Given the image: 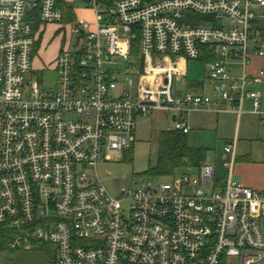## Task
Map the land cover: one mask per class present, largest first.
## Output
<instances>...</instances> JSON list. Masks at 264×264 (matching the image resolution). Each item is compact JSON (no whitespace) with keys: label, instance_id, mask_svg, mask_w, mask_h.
Masks as SVG:
<instances>
[{"label":"built area","instance_id":"2783aa9c","mask_svg":"<svg viewBox=\"0 0 264 264\" xmlns=\"http://www.w3.org/2000/svg\"><path fill=\"white\" fill-rule=\"evenodd\" d=\"M62 2L0 0V232L11 234L9 249L51 245L55 264H264V191L234 181L236 141L223 150L224 179L202 162L114 197L96 169L131 147L140 117L180 115L174 130L187 134L184 114L216 106L180 93L182 61L215 56L204 65L214 92L238 114L249 98L264 117L248 90L264 71L246 72L250 44L264 57V0H83L93 18L75 20L78 45L38 69L35 45L45 27L64 24ZM44 69L53 84L36 79Z\"/></svg>","mask_w":264,"mask_h":264},{"label":"rangeland","instance_id":"374dc122","mask_svg":"<svg viewBox=\"0 0 264 264\" xmlns=\"http://www.w3.org/2000/svg\"><path fill=\"white\" fill-rule=\"evenodd\" d=\"M67 5L73 9L74 20L70 26L64 23L62 26H47L38 37V50L36 55L37 68L43 65L48 66L54 62L57 52L67 45H78L79 40L75 33L76 24L74 22L83 20L91 22L92 11L86 9L83 0H67ZM76 20V21H75ZM74 30V31H73ZM260 37V35H258ZM187 77L180 78L182 81V91L187 90V84L204 80V66L199 61H189L187 63ZM36 79L44 85H51L56 80V74L45 69L36 72ZM195 89L190 91L194 92ZM169 112H155L149 117H140L137 120V130L135 141L131 145L129 152H124L120 156H115L111 161H105L97 165V174L106 189L114 197H119L122 188H129L132 185L156 184L171 181L169 178H155L148 176V171L158 165L159 161V134L171 130L173 123L169 118ZM192 135L188 136V141L192 147H198V141H191ZM213 150L207 153V161H213ZM219 174V168L217 167ZM188 172L181 169L177 171L176 177ZM54 255V256H53ZM55 259V250L51 245H42L40 248L33 247L29 251L23 249H5L0 253V264H52Z\"/></svg>","mask_w":264,"mask_h":264},{"label":"crops","instance_id":"0c3cea01","mask_svg":"<svg viewBox=\"0 0 264 264\" xmlns=\"http://www.w3.org/2000/svg\"><path fill=\"white\" fill-rule=\"evenodd\" d=\"M63 1L67 5V0ZM259 23L257 34L260 37H258V43L264 49V36L261 33V29L264 30V25L261 22ZM248 49L249 61L246 72L249 76H253L259 70L264 71V57L255 54V49H253L252 44H250ZM210 57L207 56L195 61H199L204 66L205 63L210 61ZM188 62H180V66L184 69V74L178 77L180 81V93L199 94L211 97L212 101L216 103V106L209 108L203 106L198 107L182 116L190 128V131L187 133V138L191 134V141H198V148L205 149L206 156L210 150L214 149L213 161L208 162L206 158L205 162L213 164L217 172V167H220V173L217 174V177L220 179L226 178L227 173L222 167V163L226 158L223 150L228 143L236 141V161L233 166L234 181L255 191H264V117L253 113V102L249 98L243 99L240 106L241 112L238 114L233 109V103L223 101L221 96L214 92L213 84L206 77L205 66L203 82L196 81L188 83L186 85L187 90L185 92L182 91V81L180 78L187 77ZM230 62L229 70L231 75L233 77L241 75L243 69L240 62L232 60ZM191 89H195L194 92L190 91ZM248 90L257 92L260 95L259 109L261 112H264V80L261 83L250 86ZM169 115L174 126L176 119H179L180 115L178 116L173 113ZM184 169L188 170V172H196V169L190 167Z\"/></svg>","mask_w":264,"mask_h":264},{"label":"trees","instance_id":"16d2710c","mask_svg":"<svg viewBox=\"0 0 264 264\" xmlns=\"http://www.w3.org/2000/svg\"><path fill=\"white\" fill-rule=\"evenodd\" d=\"M61 7L65 10L64 23H71V21L74 20L73 9L64 2L61 3ZM261 31L264 36V30L261 29ZM35 50L37 52L38 44L35 45L34 52ZM137 50L138 41L135 40L133 41V53L136 55L139 53ZM214 58L215 56H211L209 59L213 60ZM187 139V134H184L182 131L171 129L161 132L159 134L160 149L158 154V165L148 171V176L158 179L172 178L176 176L177 171L181 169L187 167L196 169L202 162H205L207 158L205 149L191 147ZM130 150L131 147L125 152H129ZM11 237V234L8 232H0V253L9 248ZM52 264H55V259Z\"/></svg>","mask_w":264,"mask_h":264}]
</instances>
